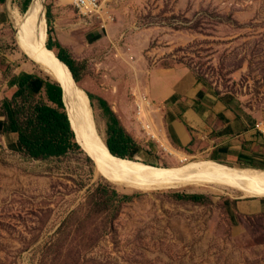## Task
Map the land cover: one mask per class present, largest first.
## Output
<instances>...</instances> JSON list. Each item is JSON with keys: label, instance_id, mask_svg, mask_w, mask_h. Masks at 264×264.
<instances>
[{"label": "rangeland", "instance_id": "obj_1", "mask_svg": "<svg viewBox=\"0 0 264 264\" xmlns=\"http://www.w3.org/2000/svg\"><path fill=\"white\" fill-rule=\"evenodd\" d=\"M22 1L0 5V264H264V208H250L264 197L210 186L118 189L97 174L83 148L34 159L18 133L3 132L4 101L19 88L9 81L23 72L52 79L17 40L12 11L25 15ZM57 1L64 7L60 18ZM101 1V14L85 15L73 0H44L41 35L47 46L50 10L54 39L77 61V82L107 99L140 142L133 160L168 168L184 156L192 163L264 168L259 157L225 162L174 147L164 133L171 97L154 93L159 81L181 87V73H191L264 120V0ZM39 102H49L44 88L32 97L21 94L16 105L28 114ZM92 105L107 142L109 117L99 98Z\"/></svg>", "mask_w": 264, "mask_h": 264}, {"label": "bare ground", "instance_id": "obj_2", "mask_svg": "<svg viewBox=\"0 0 264 264\" xmlns=\"http://www.w3.org/2000/svg\"><path fill=\"white\" fill-rule=\"evenodd\" d=\"M13 22L17 30V40L24 51L38 64L41 71L54 80H63L68 90L67 100L69 112L74 121V128L95 161L94 165L98 175L124 182L118 189H135L147 192L156 190H172L186 187L201 188L210 186L213 190L232 194L239 193L244 198L264 197V168L237 167L234 165L214 162H188L181 156L183 162L177 167L161 168L137 160L122 161L110 155L108 143L100 135L95 115L85 89L73 79V76L64 63L43 42L42 24L45 7L44 0H34L31 8L25 15L13 10ZM152 127V124H148ZM174 150V148H172ZM90 157V156H89ZM123 164V172L109 173L108 166ZM132 168L138 174L130 170ZM149 172V173H148ZM148 174H157L161 179L156 184L148 181ZM106 179V178H105Z\"/></svg>", "mask_w": 264, "mask_h": 264}, {"label": "crops", "instance_id": "obj_3", "mask_svg": "<svg viewBox=\"0 0 264 264\" xmlns=\"http://www.w3.org/2000/svg\"><path fill=\"white\" fill-rule=\"evenodd\" d=\"M63 9L57 1V16ZM180 81L182 88L172 79L159 81L154 92L161 100L171 97L164 133L174 147L225 162L264 159L263 135L253 113L238 109L233 97L211 92L191 73H181ZM251 203L250 208H264V201Z\"/></svg>", "mask_w": 264, "mask_h": 264}, {"label": "trees", "instance_id": "obj_4", "mask_svg": "<svg viewBox=\"0 0 264 264\" xmlns=\"http://www.w3.org/2000/svg\"><path fill=\"white\" fill-rule=\"evenodd\" d=\"M5 1L0 0V4ZM31 3L32 0L22 1L25 11H28ZM48 24L50 34L48 47L58 50L60 59L67 63L75 79L80 81L81 74L77 61L67 47L59 40L54 39L53 14L50 10ZM9 85H18L19 88L14 97L6 98L4 101L7 119L2 123V130L19 134V142L26 155L34 159H46L65 156L72 150L82 149L69 118L63 98V87L59 81L43 79L34 74L23 72L11 79ZM43 88L46 90L49 102L33 104L28 114L23 113V108L16 105L19 96L25 94V96L32 97L35 92L42 91ZM89 95L92 101L99 98L105 114L109 117L110 136L107 143L110 149L117 156L134 159L135 150L140 142L127 130L107 99L99 97L93 92H89ZM124 197L131 198V195L125 194ZM185 198L193 201L201 200L199 195H186L182 199Z\"/></svg>", "mask_w": 264, "mask_h": 264}, {"label": "water", "instance_id": "obj_5", "mask_svg": "<svg viewBox=\"0 0 264 264\" xmlns=\"http://www.w3.org/2000/svg\"><path fill=\"white\" fill-rule=\"evenodd\" d=\"M33 2H34V0L32 1L31 5H30V7H29V9H28V11L30 10V8H31V6H32V4H33ZM45 17H46V14H45ZM46 19H47V17H46ZM48 27H49V24H48V20H47V34H48V36H49V29H48ZM47 47H48V45H47ZM48 49H50V48L48 47ZM50 50H52V49H50ZM58 59H59L62 63H64L67 67H69V66L67 65V63H65L63 60L60 59L59 56H58ZM69 70H70V72H71V74H72V76H73V79H75V77H74V75H73V72L71 71L70 67H69ZM57 81H59L60 84H61L62 87H63V98H64V101H65V104H66V107H67V110H68L69 107H68L67 100H69L70 102H71V100H70L69 97H68V90H67V87H66L65 83L63 82V80L59 79V80H57ZM87 94H88V96H89V100H90V102H91V106H92V109H93V105H92L91 97H90V95H89L88 92H87ZM68 113H69V118H70V120H71L72 126H73V128H74V121H73V119H72V116H71V113L69 112V110H68ZM93 113H94V109H93ZM74 129H75V128H74ZM76 137H77L78 142L81 144L82 148H83L84 150H86V152H88L90 158L94 159L93 155H92L89 151H87V149H86V147H85L83 141L81 140V138L79 137V134H77V132H76ZM108 149H109V153H110V155H113L114 157H118V159H122V161H125V160L133 161V160H130V159L123 158V157H120V156L115 155L114 152L110 149L109 146H108ZM124 168H125V166H124L123 164H118V165H114V166H111V165H110V166H108L106 169H108L107 171H108L109 173H119V172H123V171H124ZM130 170L132 171L133 174H135V175L138 174V173H137L135 170H133L132 168H130ZM148 173H149V172H148ZM104 176H105V178H106L109 182H111L112 184H114V185H116V186H117V185H119V186H124V184H125L124 182H122V181H120V180H118V179H113V178H111L109 174H104ZM147 178H148L147 180L150 181V182H152L153 184H154V183L156 184L157 182H159V179H161L157 174H148V177H147ZM125 189H127V188H125ZM133 189H134V188H133Z\"/></svg>", "mask_w": 264, "mask_h": 264}, {"label": "built area", "instance_id": "obj_6", "mask_svg": "<svg viewBox=\"0 0 264 264\" xmlns=\"http://www.w3.org/2000/svg\"><path fill=\"white\" fill-rule=\"evenodd\" d=\"M73 3L85 15H99L103 9L101 0H73ZM256 127L264 137V120L258 121Z\"/></svg>", "mask_w": 264, "mask_h": 264}]
</instances>
